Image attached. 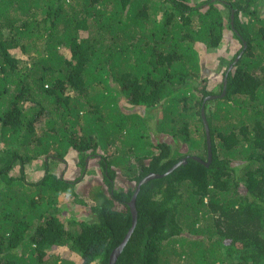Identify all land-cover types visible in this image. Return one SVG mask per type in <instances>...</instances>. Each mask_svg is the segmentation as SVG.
Instances as JSON below:
<instances>
[{"label":"trees","instance_id":"trees-1","mask_svg":"<svg viewBox=\"0 0 264 264\" xmlns=\"http://www.w3.org/2000/svg\"><path fill=\"white\" fill-rule=\"evenodd\" d=\"M262 4L0 0V264H109L132 225L139 182L186 156L141 185L116 264H173L167 247L183 236L184 264H264ZM227 27L241 46L209 90L197 43L219 47ZM156 107L161 139L148 129ZM71 150L79 173L68 179L50 160ZM87 158L101 184L81 203L96 222L65 221L59 195L76 198L84 174H97ZM38 159L45 173L28 181L26 165ZM56 246L80 262L53 256Z\"/></svg>","mask_w":264,"mask_h":264},{"label":"rangeland","instance_id":"rangeland-1","mask_svg":"<svg viewBox=\"0 0 264 264\" xmlns=\"http://www.w3.org/2000/svg\"><path fill=\"white\" fill-rule=\"evenodd\" d=\"M202 0H188L189 4H196L199 3ZM261 15L264 17V4L261 5ZM243 18H249L248 16H242ZM226 36L223 39V44L219 47H213V48H206L204 44L201 42L197 43V47L200 51V58L201 60L205 59L206 61V67L210 68L211 73L207 76V81L204 82L209 90L217 89L219 90L220 84L223 82V70L226 69L227 66H229V63L232 60L233 54L235 51H237L241 44L239 41L231 34L230 29L227 27L225 30ZM232 41H231V40ZM125 101V100H124ZM163 111L161 109H158L156 107L155 109V117L152 119V122L150 123V127L148 126V129H151L152 136L154 135L157 138L163 137V130L162 127L159 126L157 123V119L161 118L163 116ZM157 123V124H156ZM147 133V132H145ZM169 140L170 137H169ZM6 144L2 141L0 137V148H5ZM119 147V146H118ZM115 148V149H114ZM114 154L118 153L116 152L117 148L114 147ZM72 151V150H71ZM88 160V158L86 159ZM131 160L134 161V157L131 158ZM52 169L54 172H58L65 178H73L79 173V169L77 170V165L75 162V153L72 151V154L69 156L67 155L65 161H62V159L58 160H50ZM96 161L90 160L89 167L94 168L96 172H99L98 165L95 164ZM128 159H125L123 161V164H127ZM43 165V162L41 159L35 160L33 162H30L26 165V178L28 181L36 182L39 179H41L45 173V168ZM89 168V169H90ZM87 167H85V170ZM94 170V172H95ZM13 172L19 173L18 166L15 167ZM99 174V173H98ZM98 174H95L96 177ZM96 177L92 176V178H89L88 172L84 174L82 180L77 183L76 190L79 192V196L76 198H70V196L62 192L59 196V205L63 209V214H61V217L63 220L67 221L68 219H81L88 223L96 222L95 216L91 215L88 210V205L81 203L82 200L86 201V203H91L90 199L96 198V193L99 191L98 187H96ZM87 179V180H86ZM96 179V180H95ZM118 187H121L120 185H123L124 179L122 177H118ZM95 180V181H94ZM89 182V183H88ZM184 237V236H183ZM183 237H174L175 241H172V245H169L167 249L170 253H172L173 256H171L173 264H184L185 257H179L177 252L179 253L182 250V246L180 241ZM205 241L207 240V237L204 236ZM185 239L184 244H189V240H191L188 237L183 238ZM182 242V241H181ZM51 254L53 256L60 254L62 257H69L77 262H80V256L75 253L71 252L67 246H56L51 250ZM219 255V254H218ZM214 257H211L209 262L213 261ZM192 261V259H191ZM215 264H220L219 261H217Z\"/></svg>","mask_w":264,"mask_h":264},{"label":"water","instance_id":"water-1","mask_svg":"<svg viewBox=\"0 0 264 264\" xmlns=\"http://www.w3.org/2000/svg\"><path fill=\"white\" fill-rule=\"evenodd\" d=\"M241 56V54L237 57V59L235 60V62L238 61L239 57ZM233 65H230L229 70L232 69ZM226 84H227V80L225 79L224 81V92H225V88H226ZM223 92V94H224ZM210 97V96H209ZM202 117H203V121H204V127L206 130V137H207V145H208V160L206 162V165H209L212 161V143H211V134H210V127H209V123L208 120L206 118L205 115V108L202 107ZM188 156L184 157L182 160H180L177 164H174L167 172H165L164 174H158V173H150L148 174L146 177H144L139 184L137 185L136 191L131 199V201L129 202L130 205V209L132 212V225L129 229V231L127 232L125 238L123 239V241L113 249L111 255H110V260H109V264H116L117 259L119 257V255L121 254V252L123 251L124 246L126 245L127 241L129 240L130 236L132 235L135 226L137 224V219H138V211L136 208V198L138 195V192L140 190V187L143 183L151 180V179H155V178H160L163 177L167 174H169L170 172H172L174 169H176L177 167H179L182 163L186 162ZM194 158L202 161L201 158L193 156Z\"/></svg>","mask_w":264,"mask_h":264},{"label":"flooded vegetation","instance_id":"flooded-vegetation-1","mask_svg":"<svg viewBox=\"0 0 264 264\" xmlns=\"http://www.w3.org/2000/svg\"><path fill=\"white\" fill-rule=\"evenodd\" d=\"M88 162H89V158H88V160H87ZM98 174V173H97ZM98 176H100L99 174H98ZM94 177H96V175H94ZM97 179V180H96ZM96 186H100V184H101V182L99 181V177H96ZM94 180V181H95ZM119 181L118 180H116V183H118ZM89 183V182H88ZM123 184H124V182H123ZM120 186H123V185H120Z\"/></svg>","mask_w":264,"mask_h":264},{"label":"crops","instance_id":"crops-1","mask_svg":"<svg viewBox=\"0 0 264 264\" xmlns=\"http://www.w3.org/2000/svg\"><path fill=\"white\" fill-rule=\"evenodd\" d=\"M73 151V150H72ZM72 151H70V153L68 154V156L70 155V154H72ZM74 152V151H73ZM75 153V152H74ZM42 166V165H41ZM87 180V179H86ZM59 197H61V196H59Z\"/></svg>","mask_w":264,"mask_h":264},{"label":"clouds","instance_id":"clouds-1","mask_svg":"<svg viewBox=\"0 0 264 264\" xmlns=\"http://www.w3.org/2000/svg\"><path fill=\"white\" fill-rule=\"evenodd\" d=\"M89 164H90V160H89V162H88V165H87V167H89ZM118 180V179H117ZM118 183H116V185H117ZM118 186V185H117Z\"/></svg>","mask_w":264,"mask_h":264}]
</instances>
